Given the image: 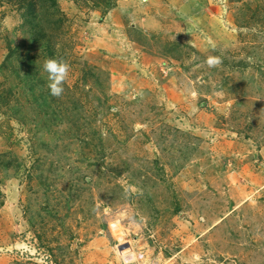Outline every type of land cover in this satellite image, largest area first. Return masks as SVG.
<instances>
[{
  "label": "rangeland",
  "instance_id": "rangeland-1",
  "mask_svg": "<svg viewBox=\"0 0 264 264\" xmlns=\"http://www.w3.org/2000/svg\"><path fill=\"white\" fill-rule=\"evenodd\" d=\"M0 264H264V0H0Z\"/></svg>",
  "mask_w": 264,
  "mask_h": 264
},
{
  "label": "clouds",
  "instance_id": "clouds-1",
  "mask_svg": "<svg viewBox=\"0 0 264 264\" xmlns=\"http://www.w3.org/2000/svg\"><path fill=\"white\" fill-rule=\"evenodd\" d=\"M205 63L209 67H217L221 60L218 56H209ZM43 69L48 73L47 88L50 91V95L56 98L61 97L64 92V84L68 80L71 71L70 64L63 58H50L45 61Z\"/></svg>",
  "mask_w": 264,
  "mask_h": 264
}]
</instances>
